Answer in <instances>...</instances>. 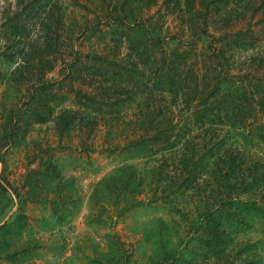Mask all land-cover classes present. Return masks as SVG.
Listing matches in <instances>:
<instances>
[{"label": "trees", "instance_id": "16d2710c", "mask_svg": "<svg viewBox=\"0 0 264 264\" xmlns=\"http://www.w3.org/2000/svg\"><path fill=\"white\" fill-rule=\"evenodd\" d=\"M96 1L95 17L81 32L109 27L111 36L102 53L89 54L92 61L71 62L73 68L60 82L45 78L62 61L59 30L65 22L58 0H18L24 10L30 2L44 8L33 22L24 23L21 14L13 22L16 70L30 81L31 119H54L60 135L76 130L77 148L87 153L96 149L95 135L102 134L97 151L122 163L121 174L103 183L108 195L124 201L117 208L166 204L187 221V232L212 264H259L232 260L229 247L233 236L248 227V215L264 222V162L248 157L233 142L244 133L264 141V52L236 73L221 44L200 43L208 36L221 37L205 30L190 32L189 39L162 33L153 20L157 0ZM75 2L81 5V0ZM169 41L175 44L167 48ZM121 45L125 54L107 62L109 52ZM86 63V76L77 77V67ZM64 93L73 96L76 108H59ZM24 125L11 130L0 122L2 163ZM34 146L21 183L13 184L5 169L1 190L19 196L22 188L38 200L43 184L60 177L50 156L54 147L47 142ZM34 161L38 164L32 168ZM241 245L239 256L250 246Z\"/></svg>", "mask_w": 264, "mask_h": 264}, {"label": "rangeland", "instance_id": "374dc122", "mask_svg": "<svg viewBox=\"0 0 264 264\" xmlns=\"http://www.w3.org/2000/svg\"><path fill=\"white\" fill-rule=\"evenodd\" d=\"M58 3L65 22L59 30L63 35L62 61H56L45 72V78L65 82L62 76H67L71 62L92 61L90 55L103 52L112 31L103 27L100 31L81 32L95 17L96 0H81V5L75 0ZM29 6L24 10L18 0H0V122L11 130L25 123L24 130L3 153L0 174L6 169L5 175L13 184L21 183L25 164L36 153L34 143L47 142L54 147L50 156L60 177L43 184L38 200L22 188L19 196L0 189V264H212L187 232V221L170 206L117 208L124 201H115L103 189V183L121 174L122 163L117 156L97 151L102 134L95 135L92 144L96 149L87 153L77 148L76 130L60 135L54 119L42 123L31 119L30 81H23L26 73L23 77L16 70L19 57L13 29L18 15L25 16L24 23H29L35 21L39 10L44 11L38 3L30 2ZM152 13L164 34L189 39L190 32L205 30L221 37L215 40L208 36L200 43L211 40L214 45L221 44L233 72H242L264 52V0H157ZM174 44L169 41L166 47ZM125 52L124 45L112 49L107 62H116ZM11 53L13 57H9ZM89 64L77 67V77L86 76ZM64 94L59 108H76L73 96ZM233 142L248 157L264 162L263 140L244 133ZM37 164L34 161L31 167ZM96 188L99 191L94 196ZM247 220L248 227L233 236L231 259L240 262L246 258L264 264V222L252 214ZM244 243L250 244L249 249L239 256L238 247Z\"/></svg>", "mask_w": 264, "mask_h": 264}]
</instances>
